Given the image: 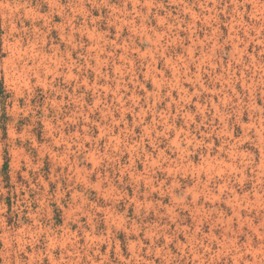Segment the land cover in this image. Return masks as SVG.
I'll list each match as a JSON object with an SVG mask.
<instances>
[{
	"label": "rangeland",
	"instance_id": "obj_1",
	"mask_svg": "<svg viewBox=\"0 0 264 264\" xmlns=\"http://www.w3.org/2000/svg\"><path fill=\"white\" fill-rule=\"evenodd\" d=\"M0 264H264V0H0Z\"/></svg>",
	"mask_w": 264,
	"mask_h": 264
}]
</instances>
